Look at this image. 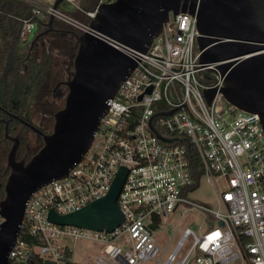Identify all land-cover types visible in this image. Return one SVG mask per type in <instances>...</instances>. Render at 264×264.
<instances>
[{
	"label": "built area",
	"instance_id": "2783aa9c",
	"mask_svg": "<svg viewBox=\"0 0 264 264\" xmlns=\"http://www.w3.org/2000/svg\"><path fill=\"white\" fill-rule=\"evenodd\" d=\"M19 1L31 6L20 29L21 43L29 45L37 27L45 26L51 15L81 34L88 32L100 5L113 0L81 8L85 22L42 0ZM198 36L195 17L171 13L109 101L82 160L28 200L24 236L19 235L10 261L73 264L67 257L69 242L91 240L104 247L94 264H264V130L258 115L240 111L221 93L208 102L205 90L221 88L222 80L212 77L211 66L199 62ZM155 132L172 141H161ZM185 139L188 147L182 143ZM196 158L203 169L201 181L224 184L215 210L190 200ZM122 168L127 177L118 205L125 222L112 233L48 220L50 211L68 215L107 196ZM193 209L205 215L209 228H200V233L180 230L174 250L163 260L168 247L159 242L157 230L167 227V216L182 210L183 217ZM4 221L0 215V225Z\"/></svg>",
	"mask_w": 264,
	"mask_h": 264
},
{
	"label": "water",
	"instance_id": "95a60500",
	"mask_svg": "<svg viewBox=\"0 0 264 264\" xmlns=\"http://www.w3.org/2000/svg\"><path fill=\"white\" fill-rule=\"evenodd\" d=\"M65 0H57L58 10ZM171 13L196 18L199 62L222 80L221 88L205 90L211 103L219 92L235 108L256 114L264 130V0H113L99 7L90 30L72 33L78 52L72 57V78L67 83L64 107L55 114L52 131L44 134L42 148L26 163L13 160L5 197L0 201V264H11L10 253L21 232L30 197L54 180L66 177L90 149L101 119L109 111L120 85L137 67L139 54L147 53ZM51 15L46 29L32 47L54 31ZM67 35V32H64ZM142 99V98H140ZM169 115V114H168ZM152 123V122H151ZM163 142H171L155 132ZM17 147L12 151L13 157ZM127 177L122 168L107 196L79 211L48 220L59 226H74L112 233L125 222L118 199Z\"/></svg>",
	"mask_w": 264,
	"mask_h": 264
},
{
	"label": "flooded vegetation",
	"instance_id": "af4514ba",
	"mask_svg": "<svg viewBox=\"0 0 264 264\" xmlns=\"http://www.w3.org/2000/svg\"><path fill=\"white\" fill-rule=\"evenodd\" d=\"M57 25H60V27H56ZM38 29L36 36L44 31L46 27L41 25ZM64 32H67V35H64ZM72 33L82 35L77 29L65 25L64 22L57 21L54 25V31L47 37L40 39L34 47H32V44L29 45L27 49V66H31L33 61L40 60L46 53L51 56V53L45 50L46 40L51 35H57L60 44L65 42L59 45L58 49L61 54L67 57V62L61 70L54 73L53 69L56 63L51 57L50 69L43 84L36 90L34 97L24 107L20 115L9 109L0 108V124L3 126L2 133H0V201L5 197V187L11 173L10 164L13 160L17 162L24 160L28 163L44 144L43 137L37 135L25 122L44 134H49L54 126L55 114L64 107L62 104H65L68 94L67 83L72 78L71 75L74 71V68L69 66L72 57L78 52L77 41L75 38L72 39ZM39 50H41L40 54H38ZM28 133H32L35 139L30 141ZM15 146L17 150L13 157L12 151Z\"/></svg>",
	"mask_w": 264,
	"mask_h": 264
},
{
	"label": "trees",
	"instance_id": "16d2710c",
	"mask_svg": "<svg viewBox=\"0 0 264 264\" xmlns=\"http://www.w3.org/2000/svg\"><path fill=\"white\" fill-rule=\"evenodd\" d=\"M30 14L31 6L25 2L0 1V108L9 109L19 115L34 97L36 90L43 84L51 63V56L46 53L40 60L33 61L31 66H27L29 45L21 43L20 29L21 20L28 18ZM2 129L3 126L0 124V133ZM182 143L187 147L189 145L187 139ZM189 153L193 156L192 146ZM194 162L196 183L192 190L199 188L203 175L200 160L196 158ZM20 236H24L23 230ZM25 239L31 244L35 242L28 235ZM72 255V251L68 249V259H72Z\"/></svg>",
	"mask_w": 264,
	"mask_h": 264
},
{
	"label": "rangeland",
	"instance_id": "374dc122",
	"mask_svg": "<svg viewBox=\"0 0 264 264\" xmlns=\"http://www.w3.org/2000/svg\"><path fill=\"white\" fill-rule=\"evenodd\" d=\"M42 1L46 4L54 6L57 0H42ZM96 3L97 0H76L75 2H71V0H65L63 3L60 4L58 9L61 13L71 18L84 21L85 19L80 14V9L83 8L84 10H90L95 6ZM57 21L61 22L60 20ZM64 24L66 25V23ZM56 27H60V25H57ZM38 28L39 26L37 27V31L39 30ZM36 32L31 36L30 44L36 37L37 34ZM59 40L60 39L57 37V35H53V36L51 35L46 40L47 44L45 50L51 53L52 60H54V62L56 63V66L53 69L54 73L57 70H61L63 66H65V63L67 62V57L61 54L58 49L59 45H62L65 42H62V44H60ZM40 53L41 50L38 51V54ZM212 77H216V75L213 74ZM63 105L64 103L62 104V106ZM35 120L37 121L38 119ZM28 137L30 141L35 139V136H33L32 133L30 134L28 133ZM222 189H224V184L221 180L218 181L215 186L212 181H209L208 179L205 178L201 181L199 188L194 190V192L190 197V200L195 204L201 205L211 210H215L218 208V199H219L218 192L222 191ZM181 212L184 211L180 210L179 212L173 215L167 216L165 219L167 227H165L163 224L161 228L156 232V237L158 238L163 248L168 247L167 253L162 258L163 260H166L167 255L174 250L177 241L181 237L180 230H185L187 228H190L195 232L200 233L201 231L200 228L204 229V231H206L209 228L208 220L206 219L204 214L199 212V210L197 209L189 210L187 213L184 214L183 217H180ZM172 239L173 242L172 244L169 245V242ZM69 246L73 252L72 260L75 264H94L96 257L99 255V253H102L104 250V247L101 243L91 240H85V241L71 240L69 242ZM160 256H162V252ZM11 264H24V263L13 261ZM147 264H157V263L155 260H149Z\"/></svg>",
	"mask_w": 264,
	"mask_h": 264
},
{
	"label": "crops",
	"instance_id": "0c3cea01",
	"mask_svg": "<svg viewBox=\"0 0 264 264\" xmlns=\"http://www.w3.org/2000/svg\"><path fill=\"white\" fill-rule=\"evenodd\" d=\"M71 249V248H70ZM72 251V250H71ZM73 253V252H72ZM72 258H73V255H72ZM19 262V261H18ZM72 262H73V260H72ZM21 263H23V262H21ZM25 264V263H24ZM73 264H75L74 262H73Z\"/></svg>",
	"mask_w": 264,
	"mask_h": 264
}]
</instances>
